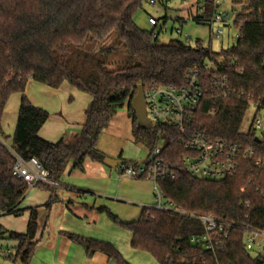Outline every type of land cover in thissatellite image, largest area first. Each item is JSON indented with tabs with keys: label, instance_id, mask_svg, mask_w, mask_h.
Listing matches in <instances>:
<instances>
[{
	"label": "trees",
	"instance_id": "1",
	"mask_svg": "<svg viewBox=\"0 0 264 264\" xmlns=\"http://www.w3.org/2000/svg\"><path fill=\"white\" fill-rule=\"evenodd\" d=\"M151 1L0 0V217L30 211L25 233L0 225V239L17 244L6 250V259L29 263L39 217L37 208L21 207L29 186L13 174L14 153L24 159L35 157L50 178L60 182L70 165L82 171L86 158L104 162L106 155L97 147L100 134L127 104L134 140L151 139L152 152L161 139L164 163L173 168L181 164L187 150L179 143L181 132L176 127L160 123L149 129L137 122L130 104L139 85L144 90L152 86L181 87L186 84L188 70L196 67L203 95L187 130L211 139L240 142L264 160V135H257L252 121L248 131H242L251 103L264 108V0H230L242 6L233 23L239 30L238 38L233 46L218 52L200 39L192 43L172 38L164 43L156 27L151 31L138 27L134 17ZM153 1L164 6L169 0ZM190 1L191 7L197 8L194 21L207 24L218 15L216 8L225 0H182ZM202 8L205 11L199 14ZM112 35L115 38L109 39ZM117 45L122 48L119 54L124 58L123 65L110 70L107 63L117 52ZM217 76L228 79L226 97L215 86ZM29 80L51 88L67 82L91 96L85 122L75 137L56 142L40 137L50 114L26 96ZM13 93L22 96L10 143L11 137L2 129V118ZM175 173L174 179H159L158 184L164 196L188 214L144 206L137 221L123 223L112 215L114 221L131 231L132 248L150 253L159 264H264L263 258L245 247L248 229L264 228V170L254 174L251 164L242 161L235 175L221 180L199 179L180 169ZM139 179H147V175ZM190 214L213 215L231 225L223 252L213 255L190 243L192 236L203 232L201 223ZM66 235L82 244L88 255L102 251L118 264H130L108 243Z\"/></svg>",
	"mask_w": 264,
	"mask_h": 264
},
{
	"label": "crops",
	"instance_id": "2",
	"mask_svg": "<svg viewBox=\"0 0 264 264\" xmlns=\"http://www.w3.org/2000/svg\"><path fill=\"white\" fill-rule=\"evenodd\" d=\"M25 94L33 105L49 112L50 116L39 135L51 142L63 137H75L85 122V111L92 101L89 94L67 82L59 88H51L29 80ZM21 96L20 93L10 95L2 118V129L11 137L10 143L17 123ZM119 130L121 133H118ZM105 131L115 133L121 139L134 140L132 118L125 107L117 111ZM109 155L113 154H106ZM117 166L112 168L104 162L86 158L82 171L73 170L72 165L67 168L60 181L61 187L54 191L43 186L27 190L21 207L37 208L39 214L36 246L28 264H118L102 251L88 255L85 247L72 241L67 233L108 243L130 264H141L131 259V253L138 251L131 246V231L126 232L127 228L112 219V215L117 218L112 212L115 208L104 204L102 199L94 200L91 197L121 196V184L131 178L122 177ZM82 194L85 202L80 200ZM52 199L55 201L47 207L46 204ZM29 218V210L20 216L3 215L0 217V225L8 231L25 233ZM16 245L15 241L0 239V264H21L20 261L13 262L5 258L6 250Z\"/></svg>",
	"mask_w": 264,
	"mask_h": 264
},
{
	"label": "built area",
	"instance_id": "3",
	"mask_svg": "<svg viewBox=\"0 0 264 264\" xmlns=\"http://www.w3.org/2000/svg\"><path fill=\"white\" fill-rule=\"evenodd\" d=\"M151 4H155V1L152 0ZM204 11V8L200 9L199 14H203ZM233 13V16L230 14H218L209 20L208 23L211 26L214 22L233 24L237 12L234 11ZM149 23L156 27L158 20L150 17ZM177 32L181 34V29H177ZM221 33L222 31L219 30L213 35L214 38L219 39ZM190 39V36L186 37V40ZM208 66L207 68H210V65ZM212 68L217 70L218 67L213 65ZM199 76V69L194 67L188 70L186 84L181 87L152 86L144 90L147 116L152 124L166 123L176 127L181 132L179 143L187 150L181 164L177 168L166 165L161 158L162 147L158 146L149 153L147 163H122L118 166L122 177L137 179L142 175H147V179L153 182L155 205L152 207L157 210L171 211L179 215L188 213L169 201L158 184L159 179H174L177 169L186 171L196 178L209 180H221L235 175L242 161H247L251 164L254 174L258 175L264 170V160L256 158L253 148H243L240 142L223 138L211 139L198 131L189 132L187 130L203 95ZM215 86L223 97L228 95L230 84L226 77L217 76ZM251 106H254L256 110L252 118V128L258 136H263L264 108L257 102H252ZM213 112V110H210L209 113ZM14 156L16 160L13 174L23 178L29 188L36 186L61 187V183L52 180L49 171L43 168L35 157L24 159L15 153ZM252 179L254 177L248 179V183H251ZM190 216L197 219L203 227V232L192 236L190 243L213 255L223 252L226 249V239L228 238L231 225L220 221L213 215L190 214ZM245 247L250 253L264 259V228L248 229L245 237Z\"/></svg>",
	"mask_w": 264,
	"mask_h": 264
},
{
	"label": "rangeland",
	"instance_id": "4",
	"mask_svg": "<svg viewBox=\"0 0 264 264\" xmlns=\"http://www.w3.org/2000/svg\"><path fill=\"white\" fill-rule=\"evenodd\" d=\"M191 5V1L182 2V0H169L164 6L159 2H156L155 4L147 2L144 4L143 9L137 11L134 20L137 26L141 29L151 31L154 27L149 23V18L154 17L157 19L158 25L155 29L156 32H159V38L164 43L172 38L184 40L187 36H190L192 43L197 39H200L205 46H211L216 52L220 51L222 48L227 49L236 43L239 30L235 28L233 24L214 22L211 26L210 23H197L191 19L194 17L197 8L196 6L191 7ZM240 10H242L241 5L235 4L230 0H225L216 8V14H230L233 16L234 11ZM177 29H181V34L177 32ZM219 30L222 31L220 38H214L213 35ZM112 37L115 38V35H112L109 39ZM120 48L119 46L116 48L117 52L114 53L112 58H110V61H108V69L114 70L123 65L122 60L124 58L119 54L122 52V48ZM125 109L128 110L127 104L125 105ZM254 113L255 108L254 106H251L242 126L243 132L248 131ZM105 130L100 134L97 147L105 155L113 154L109 155L110 157H106L121 160L118 166L122 163L145 164L148 162L147 158L153 145L151 139L144 138V140L139 141L130 139L126 140L118 138L115 133H107ZM118 133H121V131L119 130ZM156 145H163V141L158 139ZM111 156H115V158ZM121 185L120 197L108 198L107 196L100 195L91 197L94 200L102 199L104 204L113 206L115 208V212L112 211L113 214L116 215L121 222L125 223L139 219L141 210L144 206L152 207L155 205L153 182L151 180L127 179V181ZM84 199L85 196H83V194L80 195V200L82 202H85ZM126 232L129 233V230H126ZM131 259H134L141 264H159L157 259L150 253L142 250H134L131 253Z\"/></svg>",
	"mask_w": 264,
	"mask_h": 264
},
{
	"label": "water",
	"instance_id": "5",
	"mask_svg": "<svg viewBox=\"0 0 264 264\" xmlns=\"http://www.w3.org/2000/svg\"><path fill=\"white\" fill-rule=\"evenodd\" d=\"M130 108L133 111V113L136 116L137 122L146 127V128H153V124L151 120L147 116L146 111V102L144 97V88L142 85L138 86L137 94L134 96V98L131 101ZM257 140H260L258 137H256ZM121 162V160L112 159L106 157L104 159V163L112 168H116V166Z\"/></svg>",
	"mask_w": 264,
	"mask_h": 264
}]
</instances>
